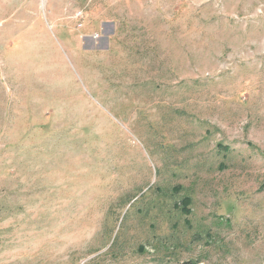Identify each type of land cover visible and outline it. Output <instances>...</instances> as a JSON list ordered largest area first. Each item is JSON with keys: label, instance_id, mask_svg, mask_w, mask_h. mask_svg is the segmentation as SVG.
<instances>
[{"label": "rangeland", "instance_id": "1", "mask_svg": "<svg viewBox=\"0 0 264 264\" xmlns=\"http://www.w3.org/2000/svg\"><path fill=\"white\" fill-rule=\"evenodd\" d=\"M0 264H264V0H0Z\"/></svg>", "mask_w": 264, "mask_h": 264}, {"label": "trees", "instance_id": "2", "mask_svg": "<svg viewBox=\"0 0 264 264\" xmlns=\"http://www.w3.org/2000/svg\"><path fill=\"white\" fill-rule=\"evenodd\" d=\"M187 199H185V200H182V202H181V205H183V210H185L186 209V204H187ZM188 212V211H187Z\"/></svg>", "mask_w": 264, "mask_h": 264}]
</instances>
